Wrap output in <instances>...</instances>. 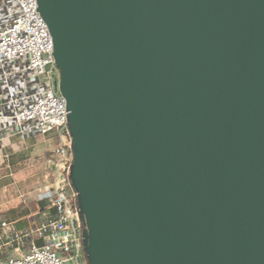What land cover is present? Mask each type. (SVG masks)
I'll return each instance as SVG.
<instances>
[{"label": "water", "instance_id": "water-1", "mask_svg": "<svg viewBox=\"0 0 264 264\" xmlns=\"http://www.w3.org/2000/svg\"><path fill=\"white\" fill-rule=\"evenodd\" d=\"M87 264H264V0H36Z\"/></svg>", "mask_w": 264, "mask_h": 264}, {"label": "built area", "instance_id": "built-area-1", "mask_svg": "<svg viewBox=\"0 0 264 264\" xmlns=\"http://www.w3.org/2000/svg\"><path fill=\"white\" fill-rule=\"evenodd\" d=\"M58 81L52 38L36 0H0V152L14 138L54 134L58 140L47 160L58 182L36 194L55 215L23 231L0 221V264H87L76 194L67 180L72 141Z\"/></svg>", "mask_w": 264, "mask_h": 264}, {"label": "rangeland", "instance_id": "rangeland-1", "mask_svg": "<svg viewBox=\"0 0 264 264\" xmlns=\"http://www.w3.org/2000/svg\"><path fill=\"white\" fill-rule=\"evenodd\" d=\"M57 143L53 134L45 139L40 150L34 152L30 144L22 145L18 146L17 155L8 157L0 175V178L3 176L0 179V212H11L15 208L37 210V192L56 182L50 175L47 160Z\"/></svg>", "mask_w": 264, "mask_h": 264}, {"label": "crops", "instance_id": "crops-1", "mask_svg": "<svg viewBox=\"0 0 264 264\" xmlns=\"http://www.w3.org/2000/svg\"><path fill=\"white\" fill-rule=\"evenodd\" d=\"M50 136V135H49ZM48 137V136H47ZM47 137H38L27 141H21L17 138L11 139L6 142L5 146L2 148L0 152V175L4 170L5 161L8 159L9 156H14L19 153V147L22 145H29L30 148H34V152L41 149L42 144L45 143V139ZM27 142V143H26ZM19 146V147H18ZM8 162V161H7ZM8 166V165H7ZM50 169V175L52 176L53 180L56 182L51 185L54 186L58 182V177L56 176V172ZM3 178V176L1 177ZM0 178V179H1ZM36 211L32 212L29 209L25 208H15L11 210V212H0V221H7L14 224V227L17 230H26L30 226L35 225L36 222L41 219L44 215L54 216L55 210L48 207L47 204H38L36 206ZM36 243L40 245L42 243L41 240H36Z\"/></svg>", "mask_w": 264, "mask_h": 264}, {"label": "trees", "instance_id": "trees-1", "mask_svg": "<svg viewBox=\"0 0 264 264\" xmlns=\"http://www.w3.org/2000/svg\"><path fill=\"white\" fill-rule=\"evenodd\" d=\"M50 157H51V156H50ZM67 180H68V183H69L70 186H71V182H70V180H69V177H67ZM71 189L73 190L72 186H71ZM73 191H74V190H73ZM74 193H75V192H74ZM39 204L46 205L45 202H39ZM74 204L78 207L77 198H76ZM82 227L84 228L83 224H82ZM83 253H84V255H85L84 248H83ZM85 258H86V255H85ZM86 260H87V259H86Z\"/></svg>", "mask_w": 264, "mask_h": 264}]
</instances>
